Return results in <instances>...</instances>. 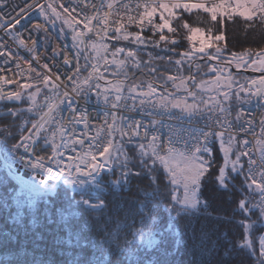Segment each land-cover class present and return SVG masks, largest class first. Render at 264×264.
Instances as JSON below:
<instances>
[{"label":"snow or ice","instance_id":"1","mask_svg":"<svg viewBox=\"0 0 264 264\" xmlns=\"http://www.w3.org/2000/svg\"><path fill=\"white\" fill-rule=\"evenodd\" d=\"M72 2L73 0H68L69 7L60 4L59 7L62 12L58 11L53 3L42 5L36 2L34 5L45 20L53 23L55 20H60L63 25L71 30L75 56L69 59L65 55L64 58L66 65H70L73 59L76 61L73 75L68 76V80L72 84L71 92L65 91L60 97L58 94L59 85L52 82L50 75H43L41 83L45 88L51 85L50 91L54 95L44 96L43 101L39 104L37 103V96L41 94L40 86H36L34 92L28 91L34 87L31 83L20 84L18 87L21 90L16 91L5 92L0 89V101L19 102L26 97L31 102L27 111L33 112L35 110L40 113L39 120L35 122L26 121L23 126L9 125V127L0 128V136L6 139L8 136L15 138L14 132L10 131V128L20 127L19 142L13 144L8 151L18 153L17 158L20 163L30 170L32 175L31 181H22L24 188L14 198L17 204L21 207L25 203L30 204L34 196L54 190L56 188L55 182L61 179L65 184L74 185L73 190L79 189L83 194L87 191L86 185L99 186L97 177L103 170L112 172L119 168L120 176L113 183L120 187L127 186L130 178L136 176L151 177L155 187L152 192L146 194L148 199L141 204V212L145 208L148 209L149 213L155 211L158 205H152V200L156 197L160 196L164 199L170 197V202L166 205L169 211L175 212L177 217L187 218L183 235L190 234L193 241L197 239V234H201V238L209 234L216 237V241L212 245V250L215 253L214 264H249L248 256L254 252V245L257 243L259 248L258 264H264V234L257 236L256 231L258 229L254 227L259 221H252L250 217H246L247 222L236 219L237 212L249 213L252 209L257 208L260 217H264V139L257 138L256 143L260 146V154L258 159H253L249 151L238 150V146L241 145L246 149L249 141H237L235 135L226 132V130L231 129V124L223 119L226 115H230L233 101L242 104L250 101L252 97H264V75L240 84L231 77V73H228L222 82L219 77L224 74V69L217 66H207L208 73L205 75L216 73V78L209 81L202 80L197 83L196 76L181 78L169 75L164 78V93L158 91V86H155L154 83H147L146 90H144V83L132 84L125 88V81L130 79L128 66L131 65L138 69L141 67L142 61L137 58L136 50L125 51L123 47H116L110 51L109 45L103 43L105 38L110 36V23H114L117 26L111 29L110 38L112 40L129 41L131 39V42L137 46L149 44L159 46L161 42L177 45L178 42L175 39H170L169 36L163 34L164 30L175 34L177 29L172 26L173 20L183 21L185 13H191L194 9L203 10L205 14L210 16V23L216 27L218 34H213L211 29L205 32L200 27H190L189 23L184 21L181 26L190 33L187 39L194 43L191 50L178 54L182 58L175 60L174 63L179 73L186 60L193 61L197 56L207 57L209 60L218 62L224 58L225 53L229 52L227 44L224 43L226 39L224 31L221 30L226 22H235V18L242 17L249 32L253 31V22L256 17L260 18L259 23L264 24V0H208L207 3L191 2V0H170V2L145 0L142 5H136V16L130 14L131 7L124 4L123 0H108L106 5L104 0H101L99 7L95 4L85 3L84 0H78L77 7L80 8V12L85 13L81 19H77L70 12ZM8 4L9 0H0V29L5 32L14 29L21 23V19H16L11 14L5 15L3 9H6ZM121 5L127 14V23H138L140 31L136 33L126 32L123 17L119 21L110 22L111 10L120 8ZM32 6L28 5L27 7ZM105 7L108 11H101ZM141 7L143 10L139 11ZM89 8L95 14H87ZM72 11L74 12L75 8ZM26 14L25 9H20L17 16ZM157 14H159V23L154 20ZM93 21L96 22L95 28L91 26ZM145 21L151 26L150 30L153 33L159 32L158 41H153L142 35ZM81 25H83V30H81ZM42 27L40 24L34 25L37 31L41 30ZM89 33L94 34L99 42L89 40ZM197 40L199 47H196L195 44ZM259 42L264 43V34L261 35ZM19 43L23 45L25 42L23 39H19ZM209 49H214V53H209ZM169 50L171 51V49ZM89 51L95 56L87 55ZM109 54L113 59H108ZM121 54H123V59L118 58ZM0 55L12 57L11 52L0 53ZM81 56L86 62L85 67L88 66L90 59L95 60V63L91 64L92 72L83 80H80L82 69L79 60ZM230 56L231 59L227 60L228 65L235 62L237 66L243 67L249 66L250 62V66H255L257 70L264 72V47L255 52L251 49L243 52L232 51ZM253 56L257 59H252ZM245 57L248 58L247 61ZM101 62H103V72L100 71ZM169 63L172 61L169 60ZM110 65L116 66L117 72L113 73L118 77L116 83L108 80L105 75ZM192 67H196L197 73H199V64L188 65L189 70ZM29 68L30 71L35 72L31 66ZM43 68L49 69L48 64H44ZM151 72L156 73L157 68L152 67ZM35 77L39 81L41 73H35ZM169 81L172 82L175 91H167L166 86ZM0 82L5 86L15 83L14 80L2 75H0ZM206 84H211L213 87H206ZM89 92H95L98 97H102L105 104L112 109L110 113H105V120L100 129V132H106V135H101L98 132L94 138L89 137L87 149L65 161L61 149L72 147V150L75 151L73 145L79 144L83 148L85 140L76 138L70 145L68 140L64 138L63 119L57 120L55 113L59 111V106L67 100L68 108L73 113L70 122L73 125L84 124L88 128L87 114L73 107L72 94L87 96ZM128 101L132 103L129 104ZM145 106L162 109L169 115H175L177 120L185 117L189 120L193 117H200L205 120L204 127L208 130L201 129L198 133L188 132L178 135L176 130L170 128L167 140H162L157 127L162 123L161 121L153 119L144 123L131 121L127 117H117V111L120 109L135 111L137 107L143 109ZM173 109L179 111L173 113ZM23 112L22 109L9 110L7 115L19 119ZM109 117L111 123L108 122ZM241 117L242 113L238 112L236 121H240ZM28 123H31V127L27 126ZM247 123L251 126L253 121L250 120ZM260 123L264 125V119H261ZM45 125L58 128L61 137L59 143L56 142L57 133L53 131L51 135H47L49 129ZM240 130L244 131L245 129L241 126ZM72 135L74 133L69 131V136ZM261 137H264V127L261 128ZM41 139L44 140L45 145L50 147V156L37 154L38 151L44 150L40 146ZM213 139H218L220 144V149L215 158L211 155L212 148L209 147L210 141ZM233 141H236V144H233ZM129 144L135 146L133 151L139 163L133 164V167H138L139 172H133L132 167L129 166L132 164V158L129 157L126 150ZM177 145L180 146L177 147ZM21 149H23L22 153L20 152ZM220 152L223 153L222 158ZM244 157H247L246 161L243 159ZM161 169H163V173H161ZM157 173L160 175L157 176ZM165 176L167 183L164 181ZM240 176H243L240 188L246 184L252 192L258 191L260 194L259 201L250 203L249 197L246 196L239 200L238 207L232 209L231 212L228 209H223L224 214L222 215H212L207 212L209 203L200 198L202 186L207 189L208 184L211 183L215 187L216 193L225 198L226 203L235 204L238 186L234 181ZM213 177L215 179H212ZM21 197H26V199L21 200ZM76 203H82L89 208L103 207V202L92 204L88 199H83V195L81 201ZM201 209L205 210L204 213H201ZM148 219L155 225L154 216H149ZM209 220L214 223H209ZM238 227H242L244 231V237L240 242L236 240ZM176 231L180 235L179 227ZM134 235L143 238L145 233L142 229H137ZM29 256V253L21 251L15 256L13 264H33ZM73 264H77V262L74 261Z\"/></svg>","mask_w":264,"mask_h":264},{"label":"trees","instance_id":"2","mask_svg":"<svg viewBox=\"0 0 264 264\" xmlns=\"http://www.w3.org/2000/svg\"><path fill=\"white\" fill-rule=\"evenodd\" d=\"M184 21H187L190 27H200L205 32L211 29L213 34H218L216 27L210 23V16L203 10L194 9L191 13L184 14L183 21H172V26L177 29V32L168 33L167 36L175 39L178 42L177 45L161 42L159 48H148L146 52H141L139 55L142 65L154 61L153 64L164 67L162 70L159 69L158 73L163 71L162 73L170 74L169 67L175 65V60L181 57L178 54L191 50L190 41L187 39L190 33L181 26ZM221 30L224 31L226 37L224 43L229 49V52H226L224 58L220 60L223 64H227V60L231 59L232 51L243 52L251 49L255 52L264 47V43L259 42L261 35L264 34V26L259 23H253V31L249 32L243 18L238 17L235 18V22H226ZM144 37L150 38L147 35ZM113 43V47H128L123 41ZM214 51V49L208 50L209 53ZM169 60L172 63H169ZM213 64L215 62H205V66ZM185 67L184 65L183 68ZM143 69L145 67L135 72L131 71L129 81L145 79L153 83V77ZM29 106L30 101L26 97L19 102L2 101L0 128H6L9 125L23 126L24 120L26 122L38 119L40 113L35 110L28 112ZM21 109L24 112L19 119L8 117L9 110ZM35 112H37L36 115H34ZM10 131L14 132L15 138L8 136L5 139L0 136V143L14 144L19 141L20 127L10 128ZM134 147L131 144L127 145L126 150L132 158V164L129 166L132 167L133 172H139L138 167H133V164L139 163L133 151ZM219 149L217 144L213 158L216 157ZM238 149H240L239 146ZM48 153L47 150H42L37 154L45 156ZM220 157H223L222 152ZM156 175L159 176L160 173ZM119 176V168L112 172L105 169L97 177L100 189L83 194L75 192L71 198L72 190L64 184L56 196L33 197L30 204L25 203L21 207L14 199L21 189L10 180L0 162V264H13L15 256L21 251L30 254L29 258L33 264H73L74 261L77 264H214L215 253L212 250V245L216 241L214 235L209 234L201 238V234H197L195 241L190 234L183 235L187 218L177 217L175 212L169 211L166 205L170 202V197L167 199L156 197L152 200V205H158L155 211L149 213L145 208L141 212V204L148 199L146 194L152 192L155 187L151 177L136 176L130 178L127 186L120 187L113 183ZM164 181L167 183L166 176ZM234 182L238 186L235 204L226 203L225 198L216 193L211 183L208 184L207 189L202 186L200 198L209 203L207 212L212 215L224 214L223 209L231 212L238 207L239 200L246 196L249 197L250 203L254 202L257 192L249 190L246 184L240 188L243 176L238 177ZM82 195L83 199H88L92 204L103 202V207L89 208L82 203H76L81 201ZM24 199L26 197H21V200ZM204 211L201 209V213ZM149 216L155 217V225L148 219ZM246 217H250L252 221H259L254 227L258 229L257 236L262 234L264 230L260 224V214L254 209L249 213L237 212L236 214L238 221L247 222ZM209 223L214 222L209 220ZM177 227H179L180 235L177 234ZM137 229L143 230L145 233L143 238L134 235ZM236 231V240L240 242L244 237L243 228L238 227ZM254 249V252L248 256L249 264H258V243L254 245Z\"/></svg>","mask_w":264,"mask_h":264},{"label":"built area","instance_id":"3","mask_svg":"<svg viewBox=\"0 0 264 264\" xmlns=\"http://www.w3.org/2000/svg\"><path fill=\"white\" fill-rule=\"evenodd\" d=\"M38 2L42 5L48 3H53L57 7L58 11L62 12V9L59 7L60 4H63L65 7H69L68 0H9L8 7L3 9L5 15L11 14L12 17L16 19H21L20 25L16 26L14 29H9L7 32L0 29V53H12V57L9 58L7 55H0V75L5 78H10L15 81L11 85H3L0 82V89H3L5 92L21 90L19 85L23 83H31L36 86L42 87V77L43 75H50L52 77V82L59 85L58 94L60 97L63 96L65 91H70L72 89V84L68 80V76H72L75 70L76 61L73 59L70 65L64 64L65 55L72 59L75 56L73 49V42L71 40V34L66 28V25H63L60 20H55L54 23L48 20H45L39 13V11L34 7L35 3ZM85 3L95 4L99 7L101 0H84ZM108 0H104L105 5ZM145 0H123L124 4H128L131 7L130 14L132 16L137 15V4H143ZM156 2V0H153ZM163 2H170V0H163ZM191 2H205L208 0H191ZM78 0H73L70 12L77 19H81L85 13L80 12V8L77 7ZM28 5H33L32 7H27ZM75 8L73 12L72 9ZM20 9L26 10V15L17 16V13L20 12ZM142 7L139 11H142ZM50 11V10H49ZM101 11H108L105 7ZM79 13V15H78ZM87 14H95L91 8L88 9ZM123 17L125 22L126 32L140 31L138 23L128 24L127 23V14L123 10V6L120 8H114L111 10V15L109 20L119 21ZM54 19V18H53ZM259 17L255 18L254 22L259 23ZM156 23H159V14L154 18ZM40 24L43 27L41 30L37 31L34 28V25ZM261 24V23H259ZM264 26V24H262ZM83 27V25H81ZM92 27H96V22L93 21ZM117 26L114 23H110V36L112 34L111 29ZM151 26L145 21V28L142 32V35H148L151 37H158L159 32L153 33L150 30ZM90 36L95 37L94 34L89 33ZM102 35V33H101ZM109 36V38H110ZM19 39L24 40V44L19 43ZM108 39V38H105ZM7 61V62H6ZM48 64L49 69H44L43 65ZM81 65V76L80 80H83L88 75H85V66ZM19 65V67H17ZM34 69L35 72L30 71ZM50 70V71H49ZM35 73H41L40 80L38 81L35 77ZM59 79H56V78ZM51 95H54L53 93ZM50 95V96H51ZM1 103V101H0ZM72 103L73 107L80 112L87 114V120L89 127L86 128L84 124H75L73 125L70 120L73 115L71 110L68 108V101L65 100L63 104L59 106V111L55 113L57 120L63 119V125L65 127V139L68 140V143L72 145V141L76 138L84 139L85 144L83 148L79 144L73 145L75 151L72 150V147L61 149L63 153V158L65 161L69 157H75L77 153H81L86 150L88 147V138H94L98 132H100L103 121L105 120V113L111 112L112 109L105 104L102 97L97 95L87 96L72 94ZM131 104V101H128ZM173 113H176L172 110ZM242 113L240 121H236L237 113ZM117 117H127L131 121H142L148 123L150 120H158L162 123L157 125L159 132L161 134L162 140H167L169 129H174L177 131L178 135L184 133L193 132L198 133L199 130L203 129L207 131L208 129L204 127L205 120L200 117H193L189 120L187 117L177 120L175 115H169L162 109H154L148 106H145L143 109L137 107L135 111H130L127 109H120L117 111ZM226 121L231 124V129L226 130L230 134L237 137V141L247 140L249 143L246 146H240L242 151L247 150L252 154L253 159H258L259 157V145H257V138L261 137V128L264 125H261V119H264V108L262 106H239L235 110H232L230 115L223 117ZM253 121L252 125L249 126L247 121ZM108 122L111 123V118L109 117ZM243 126L245 129L241 131L240 128ZM47 135H51L53 131L57 133L56 142L59 143L61 140L59 130L57 127H49ZM218 131L220 129H217ZM69 131L74 133V135L69 136ZM101 135H106V132H100ZM218 139H213L210 141L209 147L212 148L211 155L215 152V147ZM19 142V141H18ZM17 142V143H18ZM41 148L47 150L48 156L51 155V149L48 145L44 144V140H40ZM13 144H8L2 142L0 144V161L3 169L6 171L9 178L21 189L24 188L23 182H28L32 180V175L30 170L26 169L17 158L18 153H10L8 149L11 148ZM180 145H177L179 147ZM23 152V149L20 150ZM245 161L247 157H244ZM63 179L56 181V188L52 191H48L45 194L39 195L37 197H53L57 194L59 188L63 184ZM52 183L51 181L49 182ZM260 199V194L258 192L257 197L255 198L254 203L258 202ZM259 212V209H256Z\"/></svg>","mask_w":264,"mask_h":264},{"label":"rangeland","instance_id":"4","mask_svg":"<svg viewBox=\"0 0 264 264\" xmlns=\"http://www.w3.org/2000/svg\"><path fill=\"white\" fill-rule=\"evenodd\" d=\"M168 33H169V32H168L166 29H165L164 32H163V34H165V35H167ZM88 39H90V40H97V42H99L98 39H96V38H90L89 36H88ZM151 40H153V41H158V40H159V37H157V38H155V39H152V38H151ZM121 41H123V40H121ZM113 42H115V40H112V39L104 40V41H103V43H107V44L109 45V49H110V51H113V50L116 48V47H113V45H114ZM118 42H119V41H118ZM123 42L127 43V46H128V47L123 46V48H125V51H127V50H129V49L136 50L137 53H138L137 58H138L139 60H141V56L139 55L141 52H146L145 50H147L148 48H159L158 46H153V45H151V44H149V45H140V46H137L136 44H134V43L131 42V39H130L129 41H123ZM193 43H194L193 41H190V48H191V49H192V47H193ZM195 44H196V47H199V42H198V40L195 41ZM81 47L83 48L82 45H81ZM73 49H74V53H75V48H73ZM87 55H89L90 57L95 56V54L92 53L91 51H89V52L87 53ZM118 58H119V59H123V58H124V57H123V54H121ZM181 58H182V57H180V58H178V59H181ZM108 59H109V60L113 59V58L111 57L110 54H109V56H108ZM203 60H205L206 63H209V62H215L216 65L213 64V65H211V66H217V67H219V68H221V69H224V74L221 75V76L219 77L220 80H221L222 82H224L225 77L227 76L228 73H231V77H232L234 80H236V77H235V76L232 74V72H231L232 70L228 68V66H229V67L231 66V68H233L234 70L240 68V66H237V64H234L235 62H233L231 65H228V64H223V63L220 62V61L218 62V61H215V60H209L207 57H203V56H197V59H195V60H193V61H188V60H186V61H185V64H184V65L186 66L185 69L183 68L179 73L177 72V67H176L175 65L170 66L171 68H173V69L171 70V68L169 67V64L166 65V67H167V68L169 67L168 72L170 71V74H169V73H162L163 71H161V70H162V68H164V67H161V66H159V65L153 64L154 61L146 62L147 64H145V65H142V64H141V67L138 68V69H142V68L145 67V69H143V70H145L149 76H152V77H153V80H152V81H153V83H154L155 86H158V91H160L161 93H164V92H165L164 78H166V77L169 76V75H172V76H174V77H175V76H179V77H181V78H187V77H189V76H196V81H197V83H199V82L202 81V80H203V81H209V80H211V79L216 78V73H209L208 75H205V73H208V67L205 66V62H204ZM80 61H81V63H82L83 65H85L86 62H85L83 56H81ZM201 62H202V63H201ZM92 63H95V60L90 59L89 62H88V66H87V67H84V68H85V72H86V74H89L90 72H92V67H91V64H92ZM151 63H152V64H151ZM189 64H192V65L199 64V66H200L199 73H197V68H196V67H192L191 70H189V68H188V65H189ZM200 64H201V65H200ZM233 64H234V65H233ZM152 67H156V68H157V72H156V73H152V72H151V68H152ZM138 69L132 67L131 65H129V66H128V69H127V70H128V73H129V77H130V72H131V71L135 72V71H137ZM159 69H161V70H160L161 72L158 73ZM100 71H101V72L104 71V68H103V62H101ZM115 72H117L116 66H115V65H110V66H109V70H108V72L105 73L107 79L110 80V81H112L113 83H116V82H117V79H118L117 76L113 75V73H115ZM119 79H122V77H119ZM148 81H149V80H145V79H134V80H131V81L128 80V81H125V84H126L125 88L130 87L132 84H140V83H144V84H145V88H144V90H146V85H147V83H149ZM178 82H179V81H178ZM101 83H103V82H101ZM189 84H190V81H189ZM205 86H206V87H213V85H211V84H206ZM166 87H167V91H168V92L175 91V89L172 87V82H171V81L168 82V84H167ZM50 88H51L50 85H49V87H47V88H45V87L41 88V94L37 96V103H41V99H42V101H43L44 96L48 95V94L51 92V91H50ZM221 90L223 91V89H221ZM28 91H33V92H34L35 90H28ZM47 92H48V94H47ZM89 93H91V94H96L95 92H89ZM125 94H127L126 91H125ZM30 103H31V102H30ZM246 103H249V102H245V103H242V104H246ZM242 104H241V105H242ZM233 105H240V104H238V103H236L235 101H233L232 104H231V106H233ZM173 110H174V111H179L178 109H173ZM36 114H37V112L34 113V115H36ZM31 122H33V121H31ZM25 123H26V122H25V120H24L23 125H24ZM233 144H236V141H233ZM218 146H219V148H220V144H218ZM234 150H235V149H234ZM238 150H240V149H238ZM240 151H241V150H240ZM104 171H105V170H103L102 172H104ZM67 185L70 186L69 184H67ZM85 187H86L87 191L94 190L95 188H96V189H100L99 187H96V186H94V185H87V186H85ZM76 191H77L78 193L81 192L79 189H77ZM87 191H85V192H87ZM260 219H261V223H260V224H262V226H263L262 228H263V230H264V217H260ZM262 234H264V231L262 232Z\"/></svg>","mask_w":264,"mask_h":264},{"label":"flooded vegetation","instance_id":"5","mask_svg":"<svg viewBox=\"0 0 264 264\" xmlns=\"http://www.w3.org/2000/svg\"><path fill=\"white\" fill-rule=\"evenodd\" d=\"M252 59H257V57L254 56ZM245 60L247 61L248 58L245 57ZM228 68L231 69V66H228ZM231 72L236 77V81L240 84H244L248 80L258 79L261 75H264V72L257 70L255 66H250V62L249 66H243ZM250 101L254 103H262L264 101V97H252Z\"/></svg>","mask_w":264,"mask_h":264},{"label":"water","instance_id":"6","mask_svg":"<svg viewBox=\"0 0 264 264\" xmlns=\"http://www.w3.org/2000/svg\"><path fill=\"white\" fill-rule=\"evenodd\" d=\"M232 70H234V69H232ZM261 105L264 107V101L261 103Z\"/></svg>","mask_w":264,"mask_h":264}]
</instances>
